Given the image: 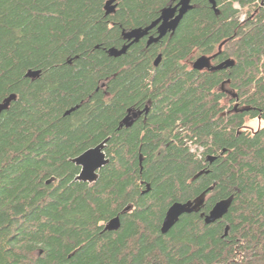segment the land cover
<instances>
[{"label": "trees", "instance_id": "obj_1", "mask_svg": "<svg viewBox=\"0 0 264 264\" xmlns=\"http://www.w3.org/2000/svg\"><path fill=\"white\" fill-rule=\"evenodd\" d=\"M108 1L0 0V104L16 96L0 113V264H264V126L243 130L264 121L263 0H215L218 14L193 0L174 34L120 57L108 50L124 32L179 0H118L107 15ZM203 56L234 66L194 70ZM130 109L145 112L120 128ZM105 140L98 181H76L72 160ZM202 195L162 233L173 204Z\"/></svg>", "mask_w": 264, "mask_h": 264}, {"label": "water", "instance_id": "obj_2", "mask_svg": "<svg viewBox=\"0 0 264 264\" xmlns=\"http://www.w3.org/2000/svg\"><path fill=\"white\" fill-rule=\"evenodd\" d=\"M118 0H109L106 3L105 10L106 14L110 15L115 12L117 5L115 4ZM193 0H179V2L175 6H170L162 10L161 16L151 25L146 28H138L134 29L129 32L123 33V38L125 41L129 42V44L125 45L121 50L112 48L108 50V54L111 57H120L125 55L128 49L135 43H138L145 37L149 35V32L153 29H157L158 36L149 37L148 46L152 44H156L165 38L169 33L174 34L177 30L180 22L184 18V16L193 9ZM210 4L212 5L215 12L218 14L219 10L217 8V3L215 0H209ZM162 56L160 55L157 60L155 61V66H159L161 62ZM234 66V61L229 59L225 62L218 64L217 66L213 67V71H221L226 70ZM211 67V58L210 57H200L193 63V69L197 71H203L205 69H209ZM41 71H29L26 77L35 79L39 77ZM225 85V84H224ZM233 97L237 98V95L230 92ZM16 99L15 95H11L9 98L4 100L2 104H0V113L7 110L9 105L12 101ZM75 108L71 109L66 113L69 115L73 112ZM146 113L149 111V108H146ZM144 110L136 111L134 109H130L128 111V115L122 121L120 128L126 127L131 128L137 118H139L143 113ZM107 141L105 140L95 148L89 149L84 152L82 155L78 156L77 158L73 159L72 162L80 168V174L76 177V181L94 184L99 179V172L109 164L110 160L107 158L105 153V148L107 145ZM216 158L212 157L210 159L213 162ZM143 159L141 156L140 164H142ZM207 171H201L196 177L202 176L203 174H207ZM150 190L148 186L147 191ZM234 200V196H231L228 199L222 200L218 202L212 210L208 214H201V216L205 220L206 225L214 224L217 221L222 220L227 213L229 212L232 203ZM205 202V195L200 196L194 202L188 201L186 203H175L173 204L169 210L167 211L163 227L162 233L166 234L169 232L170 229L175 226V224L180 220L181 216L184 214H192V213H199ZM129 210V209H127ZM121 226L120 217H115L112 219L105 227V230L108 231H117Z\"/></svg>", "mask_w": 264, "mask_h": 264}, {"label": "rangeland", "instance_id": "obj_3", "mask_svg": "<svg viewBox=\"0 0 264 264\" xmlns=\"http://www.w3.org/2000/svg\"><path fill=\"white\" fill-rule=\"evenodd\" d=\"M245 15L242 16V20L244 19ZM231 91L230 88L226 87L225 91ZM228 96L226 97V100L224 101L225 104H230L231 105V99H232V96H230L229 94H227ZM264 126V121L260 120V119H257V120H253V121H248L246 124H245V127L243 130H246V131H250V132H254V131H257L258 129H260L261 127Z\"/></svg>", "mask_w": 264, "mask_h": 264}, {"label": "flooded vegetation", "instance_id": "obj_4", "mask_svg": "<svg viewBox=\"0 0 264 264\" xmlns=\"http://www.w3.org/2000/svg\"><path fill=\"white\" fill-rule=\"evenodd\" d=\"M262 4H264V0L262 1ZM157 30V29H156ZM158 34V33H157ZM170 34V33H169ZM158 36V35H157ZM148 37V40H149V37H151L150 35H148L147 36ZM218 64H215V62L212 60L211 61V67L209 68V69H205V70H203V71H213L212 70V68L213 67H215V66H217ZM223 87H224V84H223ZM223 89H225V88H223ZM227 92V94H229L230 96H231V94H230V92H228V91H226Z\"/></svg>", "mask_w": 264, "mask_h": 264}, {"label": "built area", "instance_id": "obj_5", "mask_svg": "<svg viewBox=\"0 0 264 264\" xmlns=\"http://www.w3.org/2000/svg\"><path fill=\"white\" fill-rule=\"evenodd\" d=\"M191 150H192V152H195V148H192Z\"/></svg>", "mask_w": 264, "mask_h": 264}]
</instances>
